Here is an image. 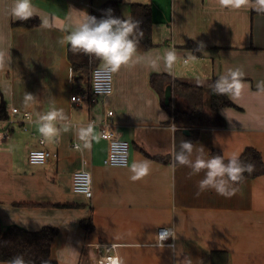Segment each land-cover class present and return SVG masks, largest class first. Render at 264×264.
Returning <instances> with one entry per match:
<instances>
[{"label": "crops", "instance_id": "1", "mask_svg": "<svg viewBox=\"0 0 264 264\" xmlns=\"http://www.w3.org/2000/svg\"><path fill=\"white\" fill-rule=\"evenodd\" d=\"M13 3L0 0V106L5 104L10 116L13 108L19 110L12 127L0 123V132L10 129L0 143L2 229L57 228L52 255L58 264H101L99 244H118L121 264H211L212 252H223L217 264L226 259L264 264V175L234 184L231 197L213 189L197 195L203 171L192 175L189 166L156 159L172 140L174 119L162 103V83H151L152 76L167 74L173 82L207 90L229 69L240 68L245 87L220 109L225 126H203L189 159L210 158L213 148L226 159L240 157L252 147L264 160V91L257 88L264 81V14L222 7L219 0H31L39 24L26 28L12 17ZM111 4H119L124 19L131 17L133 4L152 7L154 47L133 56L150 66L149 81L148 70L142 86L134 81L118 86L116 79L113 95L88 98L78 108L71 98L91 96V77L74 72L64 38L85 14H102ZM190 42L200 49L188 48ZM169 51L177 57L171 66L165 61ZM83 55L91 65L93 56ZM109 110L118 135L132 143L127 167L104 164L109 143L99 124ZM50 112L57 113L50 122L55 131L45 136L39 128L49 122L41 118ZM205 114L208 123L210 112ZM43 137L45 148L58 157L32 165L29 154L43 148ZM135 140L150 154L137 149ZM134 163H147L148 175L133 181ZM84 169L93 176L92 199L73 192V175ZM163 228L174 231L169 245L158 244Z\"/></svg>", "mask_w": 264, "mask_h": 264}, {"label": "clouds", "instance_id": "2", "mask_svg": "<svg viewBox=\"0 0 264 264\" xmlns=\"http://www.w3.org/2000/svg\"><path fill=\"white\" fill-rule=\"evenodd\" d=\"M129 3H137L138 0H128ZM149 3V0H144ZM222 7L240 9L251 7L258 14H264V0H219ZM112 10H106L107 15L102 18L85 14V19L75 25L68 35L64 38V43L70 46L73 54L83 53L89 57L95 56L101 59L112 72H118L122 66H130L134 54L136 53L138 40L131 39L133 33H138L143 37V31L139 28V21L131 17L121 19L111 15ZM10 13L13 18L20 21H27L33 16V6L31 0H14ZM177 59L174 51H169L165 55L167 66H171ZM245 73L240 69H229L227 74L221 75L213 85L212 92L216 95H227L229 98L239 97L245 87ZM264 81L257 84V88L264 91ZM224 111V110H222ZM56 112H50L41 119L48 121L39 128L45 136L53 134L55 129L50 123L56 118ZM91 128L81 132V137L88 135ZM181 152L175 153L174 159L181 166H189L192 175L204 172V178L198 182V192L215 190L218 195L231 197L235 194L234 184H238L243 179L245 172L251 174L255 170L254 164H241L239 155H233L225 163L221 155H213L210 158L198 157L194 162L189 159L193 144L190 141H181ZM147 163L137 166L132 165L134 175L133 181L142 179L149 173ZM167 233V230H164ZM166 238L162 233L160 240ZM8 264H25L22 256L13 257ZM46 264V262H45ZM110 264H121V259L116 256L110 258Z\"/></svg>", "mask_w": 264, "mask_h": 264}, {"label": "trees", "instance_id": "3", "mask_svg": "<svg viewBox=\"0 0 264 264\" xmlns=\"http://www.w3.org/2000/svg\"><path fill=\"white\" fill-rule=\"evenodd\" d=\"M109 9L112 10L111 14L116 17L124 19L120 13L119 4H111ZM104 8V12L93 13L92 16L102 18L107 15ZM131 18L139 21V28L143 31V37L140 38L138 33H133L131 39L138 40L136 50H150L154 47L152 39V28H153V17L151 5L133 4L131 11ZM19 26L26 28L36 27L39 23L37 19H29L27 21H20L17 23ZM188 48L200 49L198 45L190 42ZM69 59L72 63L73 70L80 77H91L93 69L102 64V60L93 56L92 64L88 65L84 60L83 53L73 54L70 51L69 46ZM157 82L162 83L158 89L162 98L164 107L172 114L173 124L182 127L175 133V153L182 151L180 144L181 141H190L192 144L200 138L201 129L204 124V108L206 105V90L202 86L191 85L180 81H172L168 77L163 76H152L151 83L155 87ZM166 82H172L174 95L178 98H182L188 109V111H181L174 102V108L172 105H165L164 100V85ZM215 83V82H214ZM91 98L94 95L91 93ZM210 122L211 126L215 128H222L225 126V120L220 114V109L231 105L229 96L227 95H216L210 89ZM10 115L5 104L0 106V123H4L9 120ZM183 129H189L190 133L187 134ZM142 153L146 152L136 146ZM221 155L224 157L221 150L213 148L211 150V156ZM241 164H254L255 170L249 174L245 172L243 179L236 185L242 184L246 180L255 179L264 175V160L259 150L249 147L239 157ZM156 159L165 162L173 163L178 165V162L174 159V156L169 157H156ZM225 163L227 160L225 157ZM83 227H88L87 221L82 222ZM60 231L54 227H45L38 232H28L18 226H11L6 231L2 229L0 223V263H8L13 257L22 256L25 264H58V261L53 257V244L58 239ZM218 253V254H217ZM223 252H212V264H217L215 259L217 255ZM227 255V254H226ZM228 256V255H227ZM222 264H228V259L223 260Z\"/></svg>", "mask_w": 264, "mask_h": 264}, {"label": "built area", "instance_id": "4", "mask_svg": "<svg viewBox=\"0 0 264 264\" xmlns=\"http://www.w3.org/2000/svg\"><path fill=\"white\" fill-rule=\"evenodd\" d=\"M91 88L92 94L95 98H108L114 93V75L111 69L105 66H99L92 71L91 74ZM93 98L86 95L74 94L71 98L72 104L75 107L84 106L87 101ZM19 113L17 108L12 109L11 116L7 121V124L12 127L15 124L16 114ZM27 118H30L29 114H26ZM94 120L91 121V124ZM100 136L102 139L109 142V152L104 160V164L110 167H127L131 160V149L132 143L129 140L121 138L118 135V130L114 122V112L112 110L107 111L104 114L103 119L100 122ZM10 136V129H6L0 132V141L8 139ZM40 144L43 146L42 149H34L29 154V162L32 165H42L48 162L51 158H57L58 153H53L45 148L46 140L43 137L40 140ZM74 148L78 149V144L73 145ZM73 192L85 196L87 199H92L94 196L93 189V176L92 173L87 170H79L73 175L72 183ZM164 230H167L165 233ZM164 233L166 238L161 241L160 236ZM174 231L172 228H163L158 232V244L169 245ZM118 244H99L97 245V252L100 257L101 264H110V258L118 256ZM119 257V256H118Z\"/></svg>", "mask_w": 264, "mask_h": 264}, {"label": "rangeland", "instance_id": "5", "mask_svg": "<svg viewBox=\"0 0 264 264\" xmlns=\"http://www.w3.org/2000/svg\"><path fill=\"white\" fill-rule=\"evenodd\" d=\"M130 64H132V65L122 66L118 72H113L114 86L116 83V79L118 81V86H124L123 84L126 83V85L128 87H130L133 84L132 81H134L138 85L142 86V85H144V82L147 78V70H148V81H149L150 66L147 67V65L145 63L139 62V60H136L134 57H133L132 61H130ZM189 66H191V64ZM164 77H168V78L172 79V77L167 75V74L164 75ZM205 99H206V105L204 108V112H207V116H208V114L210 112V103H209L210 89L206 90V98ZM182 105H184V104H182ZM172 107L174 108V103L172 104ZM175 128H176V126H175ZM0 143H2V141H0Z\"/></svg>", "mask_w": 264, "mask_h": 264}, {"label": "water", "instance_id": "6", "mask_svg": "<svg viewBox=\"0 0 264 264\" xmlns=\"http://www.w3.org/2000/svg\"><path fill=\"white\" fill-rule=\"evenodd\" d=\"M113 16H115L114 14H111ZM116 17V16H115ZM164 100H165V105L170 106L172 105L174 102L176 104V106L181 110V111H188L184 100L182 98H178L177 96L174 95V91H173V84L172 82H166L164 85ZM180 99V100H179ZM184 104V105H182ZM207 118H206V114L204 115V124L205 125H209L211 127V122H210V117L208 118V123L206 122ZM5 123V122H4ZM176 126V128H175ZM182 127H180L179 125H174V130H170L171 131V142L169 144H167L165 150L163 151V153H161V156L164 157H169V156H173L174 155V148H175V133L177 132V130L181 129ZM184 132H186L187 134L190 133L189 129H183ZM141 134L143 133V130H140ZM136 141V145L139 147L141 146L140 142ZM147 154H150V152L148 153V149H143ZM152 156H157V155H152ZM211 264H212V257H211Z\"/></svg>", "mask_w": 264, "mask_h": 264}, {"label": "bare ground", "instance_id": "7", "mask_svg": "<svg viewBox=\"0 0 264 264\" xmlns=\"http://www.w3.org/2000/svg\"><path fill=\"white\" fill-rule=\"evenodd\" d=\"M99 67V66H98ZM97 68V67H96ZM94 70V69H93ZM91 93H92V88H91ZM99 128H100V125H99ZM109 143V142H108ZM47 163V162H46ZM43 165V164H42Z\"/></svg>", "mask_w": 264, "mask_h": 264}]
</instances>
